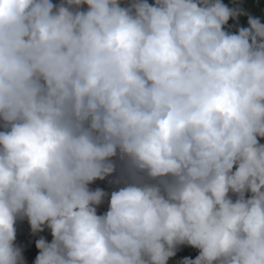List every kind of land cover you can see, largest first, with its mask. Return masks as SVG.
<instances>
[{"label": "clouds", "instance_id": "obj_1", "mask_svg": "<svg viewBox=\"0 0 264 264\" xmlns=\"http://www.w3.org/2000/svg\"><path fill=\"white\" fill-rule=\"evenodd\" d=\"M24 220L32 264H264V14L0 0V264Z\"/></svg>", "mask_w": 264, "mask_h": 264}, {"label": "trees", "instance_id": "obj_2", "mask_svg": "<svg viewBox=\"0 0 264 264\" xmlns=\"http://www.w3.org/2000/svg\"><path fill=\"white\" fill-rule=\"evenodd\" d=\"M151 3V0H149ZM225 3H229L230 0H224ZM245 7L248 11H250L254 15H262L264 14V0H244ZM241 23H245V20L242 18ZM92 187H101L104 188L107 191H112L113 186H110L107 183V180L105 181H97L95 182ZM107 210V203L102 205L98 209V214L103 213ZM17 227V243L22 245L24 247V255L25 259L27 261V264H32V262L35 259V256L38 253V250L35 248V240L39 238V236H33L30 233V227L26 220L19 221L16 225ZM39 235H43L49 242L51 241V234L48 230H45L43 233H40ZM198 254L196 249L182 246L179 251L177 252L176 257L173 258L172 261H170V264H175V262L179 259H182L183 257H191L195 258V256Z\"/></svg>", "mask_w": 264, "mask_h": 264}]
</instances>
